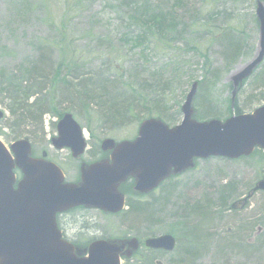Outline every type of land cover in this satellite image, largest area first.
<instances>
[{
	"label": "rangeland",
	"instance_id": "1",
	"mask_svg": "<svg viewBox=\"0 0 264 264\" xmlns=\"http://www.w3.org/2000/svg\"><path fill=\"white\" fill-rule=\"evenodd\" d=\"M255 4L256 0H0V141L8 147L27 138L34 156L45 152L65 181L74 183L79 164L100 157L103 139L132 140L147 118H158L169 128L178 125L180 107L195 82L196 118L226 119L230 78L257 51ZM62 52L67 59L72 54L81 57L78 66L86 77L105 72L109 94L131 97L132 104L139 99L140 106L112 121L101 109L102 100L80 108L62 100L59 110L55 105L64 99L63 90L56 81L46 80L39 96L47 100L49 111L38 120L39 108L30 107L38 82L34 86L23 72L38 65L50 76ZM114 65L122 67L118 74ZM263 70L264 62L255 74ZM29 89L33 94L23 101ZM138 89L147 96H139ZM260 93L264 76L248 80L237 93L235 112L250 113L264 105L250 101V95ZM65 112L82 128L87 143L78 161L67 149L57 151L49 143ZM261 180L264 154L235 161L199 160L192 170L141 200L146 215L124 211L117 217L76 210L61 216L60 222L68 239L82 243L164 234L176 239L172 253L153 254L141 247L122 264H264V192L252 194L244 206L237 204ZM232 204L236 206L230 210Z\"/></svg>",
	"mask_w": 264,
	"mask_h": 264
},
{
	"label": "water",
	"instance_id": "2",
	"mask_svg": "<svg viewBox=\"0 0 264 264\" xmlns=\"http://www.w3.org/2000/svg\"><path fill=\"white\" fill-rule=\"evenodd\" d=\"M255 17L257 51L230 78L232 115L224 121L194 119L192 102L197 83H193L180 108L183 117L179 125L168 128L158 119H146L139 124L132 141L115 143L104 139L100 147L109 152L108 158L90 165L82 163L76 184L64 183L54 164L32 159L26 139L10 146L14 160L0 143V264H119L120 257L128 258L138 249L135 239L93 243L88 257L81 258L85 251H75L59 239L54 215L75 207L117 214L124 207L119 188L128 179L133 180L136 194L146 195L169 177L192 170L195 160H237L248 157L255 149L264 153V105L250 114L233 113L238 89L264 60V5L259 0ZM56 129L58 136L51 145L57 150L68 148L71 156L79 159L86 144L71 115H63ZM15 167L22 174L16 189L11 172ZM257 191H264V180L254 186L250 195ZM44 218L48 221L37 222ZM35 223L47 229L42 240L30 238L33 232L29 229ZM174 244L170 235L145 241L146 248L166 252H171Z\"/></svg>",
	"mask_w": 264,
	"mask_h": 264
},
{
	"label": "trees",
	"instance_id": "3",
	"mask_svg": "<svg viewBox=\"0 0 264 264\" xmlns=\"http://www.w3.org/2000/svg\"><path fill=\"white\" fill-rule=\"evenodd\" d=\"M163 21L161 20L159 22V26L162 27ZM62 59L60 60L59 65L57 66L56 70L51 72L50 76H45L46 73H44L43 66L42 68L38 65H31L26 73L23 72L27 77V81H32L34 86L37 83V89L33 87L35 91L38 93L34 96L36 98L32 101L30 107L32 108H39V119L42 115L47 114L49 109H45L47 105V100L43 99L41 100V97L39 96V93H41L44 90V83L46 80H51V82L56 81V85L58 89H62V94L64 95V99H58V102L56 103L57 109L60 110V106L62 105V100L64 101V104L68 105L70 103H77L76 106L83 107L86 102L90 103L96 100H102V106L101 109L104 111L103 113L106 115L107 119L110 121L126 118V115L128 113H134L135 109H137L140 106L139 99H137L134 103L137 105L132 104L131 97L128 98H119V96L111 95L107 92L106 86V79L103 78L105 76V72L99 71L97 73L92 72L91 76H87L83 73V71H80L81 69V57L79 55L72 54L70 59H67L66 54L62 52ZM71 60V61H68ZM41 63V62H39ZM80 64V66H78ZM122 67L118 65L112 66V70L114 73L118 74L120 72ZM256 73V72H255ZM253 74L252 78L255 80H262L264 76V70L261 74ZM12 79V78H11ZM249 79V80H250ZM22 83L19 82V85ZM10 87V86H9ZM143 88L141 87H138ZM258 88V87H256ZM139 96L141 94H144L147 96L146 92H142L139 90ZM28 90V89H26ZM29 92L23 93V101H27L30 96H32V91L29 89ZM67 96V98H66ZM71 96L73 97V100L71 99ZM250 101L254 99L252 102H261L264 101V93H260L258 95H250ZM14 100V98L12 99ZM71 101V102H70ZM147 103V102H146ZM29 107V108H30ZM134 108V109H133ZM130 109V111H128ZM47 110V111H45ZM256 154V153H255ZM258 155V154H257ZM145 208H147V205H144ZM144 210V211H141ZM135 214V216L146 215L147 210L141 208V203H135V202H128V210L126 211V214Z\"/></svg>",
	"mask_w": 264,
	"mask_h": 264
},
{
	"label": "flooded vegetation",
	"instance_id": "4",
	"mask_svg": "<svg viewBox=\"0 0 264 264\" xmlns=\"http://www.w3.org/2000/svg\"><path fill=\"white\" fill-rule=\"evenodd\" d=\"M71 212H67V213H62V214H57L55 216V227L57 229L58 232H60L61 234V238L63 240H67L69 241L70 243H72L74 246L78 247V248H81L82 250L85 251V249L87 248V246L91 243V242H94V241H97V239H92V240H88V241H83V243L79 240L78 242L75 241L74 239H68L65 235V232H64V229L61 225V222H60V217L63 216V215H67ZM103 239V238H101ZM102 241V240H101Z\"/></svg>",
	"mask_w": 264,
	"mask_h": 264
}]
</instances>
